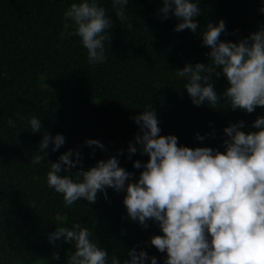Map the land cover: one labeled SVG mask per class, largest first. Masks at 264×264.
Listing matches in <instances>:
<instances>
[{"label": "trees", "instance_id": "1", "mask_svg": "<svg viewBox=\"0 0 264 264\" xmlns=\"http://www.w3.org/2000/svg\"><path fill=\"white\" fill-rule=\"evenodd\" d=\"M73 2L80 0H0V264H66L74 243L52 244L48 237L74 222L88 228L90 240L108 252V264L113 256L123 264L132 248L164 264L166 253L150 243L151 236L162 235L158 225L149 220L144 228L131 220L124 192L107 188V199L98 192L95 203L81 199L66 206L62 194L48 186L47 173L61 154L79 149L85 170L117 156L119 166L138 178L141 170L133 162L145 163L148 157L136 145L137 153L128 158L129 142L135 144L139 134L132 117L149 105L157 113L160 134L175 135L179 145L190 148L224 151L223 129L240 121L243 131H255L251 125L264 116V108L250 114L231 109L223 97L229 84L222 73L210 77L220 97L214 108L208 102L194 105L183 87L187 79L176 70L196 63L214 67L200 36L207 23L223 20L220 40L239 42L264 26L259 11L264 0H194L201 9L195 33L174 31L179 21L172 15L161 18L160 0H129L125 11L131 30L115 16L111 0H100L114 22L105 43L107 60L100 64L89 63L81 39L67 35L74 27L65 29L64 12ZM33 116L41 119L36 133L28 124ZM9 118L15 127L8 126ZM44 131L62 134L64 145L53 152L50 144L38 153ZM89 139L104 149L87 146ZM36 154L44 159L33 165L30 158Z\"/></svg>", "mask_w": 264, "mask_h": 264}, {"label": "clouds", "instance_id": "2", "mask_svg": "<svg viewBox=\"0 0 264 264\" xmlns=\"http://www.w3.org/2000/svg\"><path fill=\"white\" fill-rule=\"evenodd\" d=\"M160 2L161 18L172 15L179 21L174 31L196 32L199 24L194 18L201 14L197 2ZM128 3L129 0H111L115 16L131 30L133 24L125 11ZM259 11L264 13V7ZM64 19L65 29L74 27L67 35L81 39L88 62H106L105 43L111 39L114 22L100 0L71 3ZM225 30V22L220 20L216 24L208 22L200 33L214 67L185 64L176 74L187 79L183 87L194 105L208 102L215 108L220 97L210 77L222 73L229 84L224 100L231 109L250 114L257 107L264 108V26L236 43L220 40ZM132 119L139 126V134L134 137L135 144L129 142L128 158L137 153L136 145L140 154L148 157L145 163L133 162V167L141 170L138 178L119 166L117 156L99 160L85 170L81 151L69 149L58 162L51 163L47 173L48 186L62 194L64 204L71 206L81 199L95 203L98 192L107 199L106 189L111 188L125 193L123 204L131 220L144 228L149 220L158 225L162 235L151 236L150 243L160 253H166L164 264H264V116L257 117L251 125L255 131H243V121L225 127L224 151L182 146L175 135H161L157 113L151 105ZM28 124L33 133L41 130V119L36 116ZM8 126L15 127L11 118ZM196 138L204 139L199 135ZM64 143L62 134L52 136L44 131L38 153H45L50 144L56 152ZM85 144L101 150L105 147L92 139ZM43 159V155L36 154L30 162L38 165ZM78 165L79 170L72 173ZM62 171L70 174L62 176ZM90 235L88 228L74 222L70 228L57 227L48 239L52 244L60 239L74 243L75 251L67 255L66 264H108V252L92 242ZM128 256L130 259L123 264H145L149 259L150 264H157V258L149 257L144 250L132 248ZM53 258L59 260V253H53ZM111 264L121 261L113 256Z\"/></svg>", "mask_w": 264, "mask_h": 264}]
</instances>
